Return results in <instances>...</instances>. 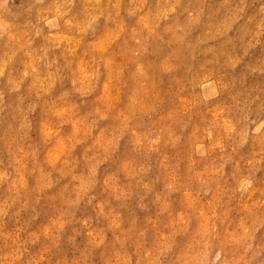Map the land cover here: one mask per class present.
I'll return each instance as SVG.
<instances>
[{
  "label": "rangeland",
  "instance_id": "1",
  "mask_svg": "<svg viewBox=\"0 0 264 264\" xmlns=\"http://www.w3.org/2000/svg\"><path fill=\"white\" fill-rule=\"evenodd\" d=\"M0 264H264V0H0Z\"/></svg>",
  "mask_w": 264,
  "mask_h": 264
}]
</instances>
